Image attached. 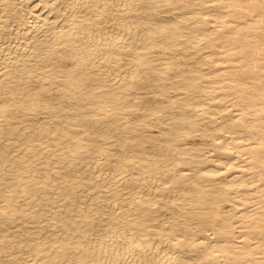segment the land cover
<instances>
[{"label":"bare ground","instance_id":"obj_1","mask_svg":"<svg viewBox=\"0 0 264 264\" xmlns=\"http://www.w3.org/2000/svg\"><path fill=\"white\" fill-rule=\"evenodd\" d=\"M39 1L0 0V264H264V0Z\"/></svg>","mask_w":264,"mask_h":264},{"label":"rangeland","instance_id":"obj_2","mask_svg":"<svg viewBox=\"0 0 264 264\" xmlns=\"http://www.w3.org/2000/svg\"><path fill=\"white\" fill-rule=\"evenodd\" d=\"M26 1V0H25ZM38 1L39 0H27V2H25V5H27L29 8L31 7H33V5H34V7H36L35 8V10H34V13H40V11H41V13H44V15L43 14H41L43 17L44 16H47L48 17V21H50V20H52L53 18H54V16H53V11H52V13L51 12H49V13H47L48 12V7H43L42 5V3L40 2V3H38ZM57 1V2H56ZM54 3L55 4H53V5H51V6H55L54 8H56V7H60V8H63L64 7V5L65 4H63V3H66L65 2V0H56ZM62 1V2H61ZM27 3V4H26ZM58 3H60V4H58ZM37 4H39V5H37ZM42 4V5H41ZM63 4V5H62ZM24 5V6H25ZM58 5V6H57ZM84 6V8H85V5H82V6H79L80 8L79 9H81V7H83ZM33 7V8H34ZM41 8H44V9H41ZM46 8V9H45ZM78 8V7H77ZM84 8H82V9H84ZM68 9V8H67ZM67 9H65L64 11L66 12V14H68V11L69 10H67ZM47 10V11H46ZM44 11V12H43ZM81 11V10H80ZM62 12V14L60 15V17H58L59 18V20L57 19V25H59L58 23H61L62 22V18H63V13L65 14V12H63V11H61ZM169 14V15H168ZM167 15H165L166 16V18H171V16H172V14L171 13H168ZM54 15H55V13H54ZM52 16H53V18H52ZM170 16V17H169ZM43 17H41L40 19H42ZM110 19H112V21L110 20ZM111 21V22H110ZM115 22V21H114ZM113 22V18H111V17H109V19H108V23H114ZM15 32V31H14ZM13 32V33H14ZM29 33V32H28ZM39 35H40V33L41 34H43L42 32H37ZM27 36L28 37H30L31 36V32L29 33V34H27ZM128 35H126L125 36V38H129L130 36H131V34L127 37ZM26 39H27V37H26ZM21 41L22 40H20V43H21ZM155 52L156 53H158V51L155 49V50H153V52H152V55L153 56H155L156 54H155ZM126 54V53H125ZM126 60V59H125ZM109 65L108 66H110V67H112V69H116V68H118V66H117V64H114V66H112L113 64H112V62H110V63H108ZM125 65V62H124V64L122 63V64H119V66H121V69H123L124 67L123 66ZM115 66H117L116 68H114ZM125 68H128V67H125ZM130 69H132V67L130 68ZM149 81V79H143V80H139L137 83H138V85L140 86V87H144L145 85H147L148 82ZM144 83V84H143ZM145 83H147V84H145ZM40 119L42 118V116L41 115H39L38 116ZM39 118H36V119H39ZM36 119H35V121H36ZM39 119V120H40ZM156 129L155 128H152V130H149V132H152V133H155V132H157V130L155 131ZM113 141V140H112ZM195 141L197 142V141H199L198 140V138H196L195 139ZM90 172V171H89ZM91 172H93V170L91 171ZM86 175H88V172L86 173ZM92 185V184H91ZM79 195V194H78ZM80 195H83V193H80ZM45 232V231H44ZM42 234H44V233H42Z\"/></svg>","mask_w":264,"mask_h":264}]
</instances>
